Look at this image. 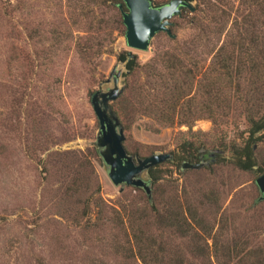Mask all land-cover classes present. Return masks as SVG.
Here are the masks:
<instances>
[{"label":"rangeland","instance_id":"374dc122","mask_svg":"<svg viewBox=\"0 0 264 264\" xmlns=\"http://www.w3.org/2000/svg\"><path fill=\"white\" fill-rule=\"evenodd\" d=\"M192 1L194 10L182 9L170 17L175 36L160 30L147 49H136L126 44L116 12L95 0H0V264H157L154 254L179 255L186 258L183 264H232L234 237L247 241L244 249L264 243V199H259L255 182L261 172L214 162L216 156L208 152L217 146L201 147L206 151L203 160H208L201 167L166 162L161 168L160 202L166 204L175 191L184 205L191 199L206 224L194 225V239L193 230L181 237L144 225L154 217L150 196L141 186L120 189L95 154L99 124L91 94L109 86L104 80L112 68L121 69L124 90L120 51L135 53L143 64L186 40L208 63L206 49L214 37L208 30L221 23L227 28L233 17L250 9L245 0H220V7ZM252 8L257 12L255 3ZM226 12L232 15L227 18ZM87 13L94 20L95 15L107 19L98 33L89 26ZM205 31L208 39H189ZM84 43L87 48L80 47ZM133 76L137 83L147 78L141 68ZM144 121L159 129H146ZM155 124L141 117L123 127L130 154L179 150L176 134L187 126ZM192 129L209 138L212 123L197 119ZM234 137L231 130L227 140ZM67 164L79 169L83 179L78 193L65 191L70 183ZM141 175L148 177L145 170Z\"/></svg>","mask_w":264,"mask_h":264},{"label":"trees","instance_id":"16d2710c","mask_svg":"<svg viewBox=\"0 0 264 264\" xmlns=\"http://www.w3.org/2000/svg\"><path fill=\"white\" fill-rule=\"evenodd\" d=\"M96 1L105 7L103 9L116 12L115 20L124 33L125 26L118 6L122 0ZM197 1L202 3L204 0ZM207 1L220 7V0ZM247 1L250 9L233 17L229 27L225 28L226 25L221 23L208 30L214 36L206 49L209 53L208 63L194 45H185L186 40L179 44L178 49L156 53L143 64L129 50L117 54V59L124 63L125 68L124 90L113 100L112 106L122 126L129 128L141 117H148L160 126H187V129L178 130L176 134L179 150L171 153L164 162H157L145 169L151 190L147 201L154 216L151 221L144 222L146 226L156 225L171 235L181 237L190 236L195 224L203 223L206 226L191 199H187L184 205L183 199L174 191L167 195L166 204L160 202L157 188L163 181L161 168L166 162L181 166L184 160L199 158L202 146L212 145L223 150L214 152V162L230 164L233 168L252 173L264 171V151L261 147L264 145V0ZM253 3L257 12L251 10ZM188 10L185 7L182 12ZM226 13L227 18L232 15L231 12ZM87 16L89 26L95 28L96 33L107 22L102 15H95V20L90 13ZM195 36L199 37L200 42L204 37L208 39L207 31L192 33L189 39L197 40ZM80 47L87 48L85 43ZM137 68L144 71L147 77L144 82H136L133 73ZM202 118H208L212 123L209 138L202 130L192 129L195 120ZM143 124L146 129H159L150 122L144 121ZM231 130L235 137L227 140ZM94 147L100 159L99 149L96 145ZM65 170L70 181L68 183L66 179L68 184L65 191L78 193L80 183H83L79 169L67 164ZM96 191H99V186ZM195 199L203 204L201 198ZM135 224L140 226V219ZM205 226L203 229L207 232ZM190 237H197V231L193 230ZM246 243L241 235L233 238L231 251L234 252L235 261L232 264H264V243L244 249ZM153 256L157 264H183L186 259L174 254L170 257Z\"/></svg>","mask_w":264,"mask_h":264},{"label":"water","instance_id":"95a60500","mask_svg":"<svg viewBox=\"0 0 264 264\" xmlns=\"http://www.w3.org/2000/svg\"><path fill=\"white\" fill-rule=\"evenodd\" d=\"M124 23V38L128 46L136 49H147L154 34L164 30L168 35L175 36L171 29V20L174 14H179L183 8L191 11L196 8L192 0H122L118 4ZM121 69L112 68L110 75L104 80L106 88H98L91 94V104L98 119V129L94 143L99 149L103 161L108 166V175L120 189L124 185L141 186L150 196L148 180L143 178L142 172L150 165L166 160L170 152H154L146 156H133L124 146V128L111 106L123 90L120 83ZM219 149L209 151L212 155ZM204 162L202 156L199 161L184 160L183 167H201ZM260 199H264V171L256 178Z\"/></svg>","mask_w":264,"mask_h":264},{"label":"flooded vegetation","instance_id":"af4514ba","mask_svg":"<svg viewBox=\"0 0 264 264\" xmlns=\"http://www.w3.org/2000/svg\"><path fill=\"white\" fill-rule=\"evenodd\" d=\"M209 153V152H208ZM205 154H206V151H205V149H203V148H201L200 149V155H199V159L201 158V156H202V159L204 158V156H205Z\"/></svg>","mask_w":264,"mask_h":264}]
</instances>
